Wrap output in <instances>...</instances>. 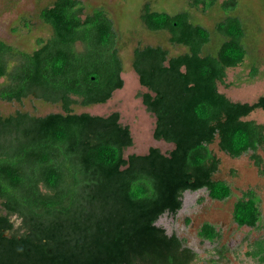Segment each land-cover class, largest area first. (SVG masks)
Segmentation results:
<instances>
[{"label":"trees","instance_id":"trees-1","mask_svg":"<svg viewBox=\"0 0 264 264\" xmlns=\"http://www.w3.org/2000/svg\"><path fill=\"white\" fill-rule=\"evenodd\" d=\"M200 2L208 8L215 0H194ZM84 9L81 0H54L41 8L52 34L39 38L32 51L0 39V99L33 95L63 110L0 111V264H193L197 253L185 238L157 221L181 209L186 190L206 188L222 201L232 195L230 183L214 178L220 158L210 145L218 139L233 158L251 152L264 173L258 153L264 124L246 119L264 109V94L242 102L219 90V83L229 85L227 69L245 59L242 22L237 16L217 22L220 47L204 54L210 31L193 23L187 10L171 14L144 4V26L167 31L170 43L187 50L173 55L161 44L134 48L132 66L149 89L142 100L156 117L153 136L174 147L163 152L150 146L125 157L134 140L119 111L73 108L106 102L124 85L113 19L99 7L83 16ZM261 215L252 189L234 203L240 226H258ZM198 233L220 237L209 221Z\"/></svg>","mask_w":264,"mask_h":264},{"label":"rangeland","instance_id":"rangeland-1","mask_svg":"<svg viewBox=\"0 0 264 264\" xmlns=\"http://www.w3.org/2000/svg\"><path fill=\"white\" fill-rule=\"evenodd\" d=\"M54 0H0V39L16 48L32 51L38 46L39 38L52 34V27L39 16L41 8ZM85 5L84 14L95 8L104 9L113 19L118 32L117 46L122 59L124 85L114 90L106 102L90 105L74 104L76 112L93 114L120 112V122L130 126L134 143L125 149L124 155L146 153L150 146H157L163 152L171 150L174 143L153 136L156 117L142 100V93L149 89L139 81L132 66L134 48L137 45L161 44L169 48L171 54L187 50L184 45L172 44L167 31L152 32L141 20L144 4L149 2L154 10L175 14L187 10L191 21L205 26L210 31V41L203 47V53H215L221 44L222 35L216 24L227 16L240 18L243 29V46L246 50L242 64L227 69L226 84L219 83V90L235 101L254 102L264 94V0H215L212 6L205 3L194 4V0H81ZM80 47V45H78ZM257 73L252 76L253 67ZM4 78H0L3 81ZM17 110L36 115L63 111L60 103L45 101L30 95L22 101L0 99V111L4 115ZM246 119H254L264 124V109L252 111ZM210 147L220 158L215 179H224L232 187V195L225 200L208 196L206 188L196 191L186 190L183 205L175 213H165L157 221L169 234L177 233L185 238V243L197 253L193 264H264V173L245 153L233 158L218 146L216 139ZM264 170V148H259ZM252 189L259 197L262 212L258 226L238 225L233 219L234 203L245 191ZM0 210L2 205L0 203ZM16 224L20 218L12 215ZM190 220V221H189ZM189 221V222H188ZM209 221L216 225L220 237L214 241L199 235L201 225Z\"/></svg>","mask_w":264,"mask_h":264}]
</instances>
